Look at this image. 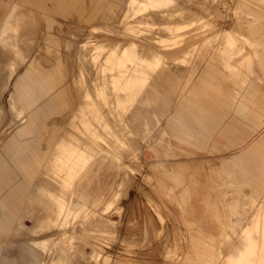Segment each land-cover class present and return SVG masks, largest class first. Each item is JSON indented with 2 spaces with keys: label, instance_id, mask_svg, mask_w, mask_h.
Segmentation results:
<instances>
[{
  "label": "crops",
  "instance_id": "0c3cea01",
  "mask_svg": "<svg viewBox=\"0 0 264 264\" xmlns=\"http://www.w3.org/2000/svg\"><path fill=\"white\" fill-rule=\"evenodd\" d=\"M104 3L105 0H0V40L6 37L15 10L20 8L23 18L19 27V45L23 51L25 46L26 50H31L28 49L29 53L25 51L30 59L37 53L38 57L34 58L39 62L37 67L31 71H22L16 78L13 97L17 100L14 102L13 97L9 96V99L8 93L3 92L6 90V64L3 60H7V63L12 56L11 53L0 51V72L2 70L5 74L0 73V114L3 115H0V188L17 189L22 193L10 194L8 200H3L4 195L0 194V236L13 234L25 237L26 242L19 246L27 250V256L34 258L36 264H47L45 258L49 257L50 248L42 245L38 236L26 232L20 225L27 205L37 204L33 191L40 175L48 163L54 161L62 167L64 173H68L76 152L87 154V140L79 134L76 139L66 135L72 121L76 123L78 133H84L86 123L91 124L93 118L89 135L95 136L98 133V139L102 135L99 125L101 115L98 114L96 119V111L88 109L86 112L84 107H79L86 91L96 100L101 80L97 70L104 65L102 59L93 61L81 52L77 56L67 54L68 43L71 42L60 41L52 31L53 26L58 22V16L67 18L75 15L91 23ZM36 16L39 19H35ZM29 19L32 22L35 20L34 24ZM21 26L26 28L22 31ZM30 28L34 31L31 34ZM126 29L130 31L129 27ZM84 35L79 47L87 41ZM22 36L25 40L23 42ZM105 38L102 39L109 42L118 40L117 37ZM62 46L66 54L62 52ZM231 50L233 48L224 45L219 55L227 67L238 70L244 62L235 64V52ZM39 56L44 65L37 60ZM68 59L77 60L79 64L77 76L71 85L67 83L64 71V62ZM165 63H161L151 73L144 91L137 97L126 117V123L135 135H140L139 131L142 130L145 132L148 125L147 139L139 152L143 172L135 187L134 181L137 178L130 176L129 180H133L128 182L123 191L126 198L120 204L121 213L118 220L114 221L116 225L113 228L114 235L119 231V248L105 256L101 254L97 264H221L223 257L231 252V245L225 244L228 243L230 229L247 204L260 202L256 194L260 195L264 183V109L261 96L240 87V83L220 67L209 66L203 68L192 81L186 82L185 86L181 85L177 90L175 88L168 100L160 102L161 91L173 89L176 83L175 77L165 71ZM123 64L128 70L127 63ZM72 87L77 93L75 103ZM109 93L112 94V91ZM158 103L156 126L150 128L148 118V124L143 127V105ZM10 110L17 114L13 116L14 119L11 118ZM68 111L70 115L66 127L61 130L56 124L57 120L63 112ZM63 137L66 140L65 146L53 159L57 144ZM16 138L26 144L31 154L32 165L29 169L39 173L32 178L22 176L12 161L11 140ZM101 153L103 151L47 200L59 202L63 212L70 217H79L87 210L97 212L103 209L115 193L120 175L113 161L97 158ZM124 164L130 165L131 162ZM248 196L250 201H247ZM15 203L22 204L17 214L7 207ZM72 204L76 211L70 207ZM38 207L44 209V205ZM94 222L88 221L85 229L89 231L95 225H92ZM67 235H72L73 241L85 240L80 233L76 235L67 232ZM88 235L93 241V236ZM236 236L232 243L236 242ZM67 249L70 252L69 244ZM78 251L79 255L80 252L83 254L79 257L86 261L90 259L89 264H96L93 259L94 252H99L97 249L87 253L79 247ZM154 252L159 259L150 262V255ZM18 262L1 264H24V261ZM84 263L80 260L77 264Z\"/></svg>",
  "mask_w": 264,
  "mask_h": 264
},
{
  "label": "rangeland",
  "instance_id": "374dc122",
  "mask_svg": "<svg viewBox=\"0 0 264 264\" xmlns=\"http://www.w3.org/2000/svg\"><path fill=\"white\" fill-rule=\"evenodd\" d=\"M36 18L39 19L38 16H36ZM84 19H78L75 15H71L67 18L58 16V22L54 23L52 31L55 32L59 40H67L68 42H71L66 51L67 54H74L77 56L78 52H81L84 56L91 58L93 61L101 59V57L103 58L102 63L104 65L98 68L100 71L97 70V73L101 76V82L99 81L98 84L100 91L96 94V100H93L89 95V92L86 91L82 98L81 105L79 106L81 108L84 107L86 112L88 109H91L94 112L96 111V119H98V114L101 115V122L99 125L101 127L102 135L100 136V139H98V133L95 136L89 135V126L93 124V118L91 124L88 125V123H86L84 134L82 132L78 133L79 130L76 123L73 121L71 122L68 129L69 131H66V135H68L69 138L74 137L75 139L80 135L87 140V154L83 155L76 152L75 160L71 163L72 166L68 173H64L62 167L60 168L56 161L48 163L37 181L39 186L36 185L34 188L35 190L37 189L36 187H38V193L40 194V197H36L33 194V197L37 200V204L30 203L25 209L23 215L24 220L22 222L24 223L27 220H31V224L25 229V231L34 236L33 231L35 226L46 216H51L56 209H59L60 214H66L65 212L63 213L62 206L59 202L47 199L53 192L63 187L65 183L86 168L87 163L84 157L93 159L98 155L97 151L102 150L103 153L97 158H104L113 161L117 167L118 176L120 175L119 182H123H121L120 185L118 182V188L116 189L117 193L115 191L113 194L114 196H112V198L105 204L102 210L97 211V213L96 211L87 210L85 213H81L79 217L77 215L71 220L70 226L66 228V230L65 228L63 229L64 232L69 231L70 233L72 232V234L80 233L81 235H84V242L82 240L80 242L77 240H70L72 242L70 243L69 241L70 256H68V258L65 254L63 255L60 247L50 248L49 258H45L47 264H52L53 262H58L59 264H77L80 260L82 262L84 261V264H89L88 262H90V259L86 261L82 257H79L82 254V252H80L79 255V247L80 249L84 248L87 253L90 252L91 249L93 251L99 247L100 249H98L104 252L102 253L104 256L107 255V253H113V250L115 251L116 248H119V231L117 229L118 233L117 235H114V227L112 226H114V220H118V215H120L121 212L120 204L125 197L123 190L127 187L128 182L133 180L131 178L129 180V177L134 175L135 179L137 178L134 181V187L139 183L143 172V165L140 162L139 152L143 142L147 139L146 137L148 134L147 125L145 132L142 130V132L139 131L140 135H135L128 124H125L126 117L129 110H131L136 103L137 97L144 91H140L139 85L143 84L146 86L151 73H153L161 63L164 61L166 62L165 71L175 77L176 83L174 84L173 89H163L161 91V95L159 96L160 102L164 99L168 100L169 96L174 94L173 90H175V88L177 90L181 85L182 87L185 86L186 82L192 81V79H194L203 68L216 66L223 69V71H226L227 75H230L233 80L238 81L240 87L255 91L256 95L261 96L264 109V0H166L165 2L161 0H105V3L99 8L98 13L92 19L91 23L90 21H82ZM109 25H113V30L111 29L112 26L110 27ZM89 26L94 27V30L86 32ZM127 26H129L128 30L130 31H127ZM71 33L73 34L72 36ZM253 33L254 35H252ZM83 35L89 42H83L82 46L79 47V42L80 40H83ZM111 36L117 37L118 40L109 42L108 40L102 39ZM126 37H130L129 42ZM131 40H134V42L131 43ZM224 45L233 48L231 51L235 52V64H239L240 61L244 62L240 68L238 67V70L227 67L222 57L219 55V50H221ZM118 48L121 49L118 50ZM129 49H133L138 56L141 55L139 57H141V60L148 68L149 76L146 75L143 81L139 79V73L134 71L135 66L126 56V51ZM62 50V52L66 54L65 49L62 48ZM35 56L38 57L37 53ZM37 60L43 64V60H41L40 57ZM124 62L127 63L126 66L128 67V70H126L123 64ZM77 66H79L78 61L74 59H68L64 62L65 78L70 85L72 80L77 76ZM117 69H122L125 73L116 72ZM71 89L73 91V103H75L77 93L73 87ZM110 90L112 91V94L109 93ZM158 106L159 103L157 105H143V111L141 114L142 117H145V124H143V127L148 124V118L150 121V128L154 125L156 126L157 114H155V112H157ZM143 112L145 113L144 115ZM69 115L70 111L63 112V115L57 120L56 124L61 130L66 127ZM86 120L89 121L88 118ZM141 123H143V120ZM65 141L66 140L63 137L61 142L57 144L53 159H55L56 155H58V153L64 148ZM11 142L12 161L15 167L19 170V173L25 178H32L35 175H38L39 173L29 169L32 165V158L26 144L17 138L11 140ZM89 151L93 153L92 156L89 154ZM115 154H117L116 156L118 157H116ZM122 158H124L123 161H121ZM124 162H131L135 167L124 164ZM137 169L139 172L135 171ZM122 171L124 174L121 173ZM137 173L141 174L139 175ZM122 183H125V185ZM261 190L262 192L259 196L256 194V199L260 202L258 204L256 202L257 205L253 203L247 204L246 209L243 210L234 227L230 229V236L227 238L228 243L225 242V244H228V246L231 245L233 251L231 250L229 255L227 254L225 258L223 257L221 264H225V261L228 260L232 254L234 255L233 252H235L236 249L235 245H238V242H233V244L237 243L233 245L232 239H234L237 234L236 241H238L239 231H241L243 225L249 220L248 217L252 215L255 208L258 210L259 218L264 219V183L262 184ZM0 194L4 195V197H2L3 200H8L11 198L10 194L19 195L22 193L17 189L0 188ZM247 201H250L249 196L247 197ZM38 205H44V209H40ZM129 205L130 203L128 204V207ZM251 206H253L252 209L250 208ZM7 207L14 214H17L22 207V204L15 203L14 205H9ZM70 207L73 211H76L74 210L75 208L73 204L70 205ZM109 219L111 221H109ZM93 220L96 222L92 223V225L95 224L96 226L93 225L94 229L91 227L89 231H87L85 225L88 224V221ZM98 230L101 231V234ZM52 233H54L55 236L52 234L54 242L51 243V246L58 242L63 236L62 230H59L58 232L53 231ZM59 234L62 235L60 236ZM88 234L93 236L92 239L94 238L98 242H94V239L93 241L89 239L90 236ZM261 235H263L261 237L264 238V234ZM100 238L102 239L100 240ZM24 242H26V238L23 236L20 237L13 234H9L6 237L0 236V264L3 262L13 263L17 260L19 262L24 261V264H36L34 258L27 256V250L20 248L19 245ZM92 244H94V247ZM58 245H61L60 241L58 242ZM259 245L260 244L257 242L256 248L247 257V259L250 258L247 261L248 264H264V249ZM95 247L96 249H94ZM232 247H234V249ZM228 250H230V248ZM117 251L120 252V249H117ZM99 252H94V254L98 255L100 254ZM12 259L15 260L13 261ZM94 259L93 261L96 263V260ZM157 259L159 258L155 252L153 255H150V262H157Z\"/></svg>",
  "mask_w": 264,
  "mask_h": 264
},
{
  "label": "bare ground",
  "instance_id": "6f19581e",
  "mask_svg": "<svg viewBox=\"0 0 264 264\" xmlns=\"http://www.w3.org/2000/svg\"><path fill=\"white\" fill-rule=\"evenodd\" d=\"M146 1V0H145ZM158 1V0H157ZM161 1H166V0H161ZM131 2V1H130ZM248 2V1H247ZM184 4V3H183ZM248 4V3H247ZM130 5V4H129ZM257 5V4H256ZM156 6V5H155ZM166 6V5H165ZM31 7V6H30ZM164 7V6H163ZM210 7V6H209ZM208 7V8H209ZM32 8V7H31ZM159 8V7H158ZM188 8V7H187ZM201 8V7H200ZM246 8V7H245ZM32 9H34V8H32ZM196 9V8H195ZM24 10V9H23ZM192 10V9H191ZM194 10V9H193ZM29 12V11H28ZM38 12H39V10H38ZM150 12H151V10H150ZM157 14H158V12H157ZM257 14V13H256ZM26 15H27V13H26ZM25 15V16H26ZM31 15V14H30ZM33 15H34V13H33ZM35 15H36V13H35ZM34 15V16H35ZM245 15V14H244ZM249 15V14H248ZM29 16V15H28ZM48 16V15H47ZM255 16V15H254ZM27 17V16H26ZM154 17V16H153ZM22 18H23V11L20 9V8H16V10H15V13H14V15H13V17H12V19H11V23H10V27H9V29H8V32H7V34H6V37L4 38V39H2V40H0V50L2 51V52H4V53H11L10 55L12 56H10L12 59H10V58H8L10 61L9 62H7L6 63V61L7 60H3V62H5V64H6V66L3 64V67L4 68H6V86H5V91H3V92H7L8 94V98H9V96L12 98L13 96H14V91H16V89H15V80H16V78L18 77V75L23 71H31L32 69H34L35 67H37L38 66V64H39V62H37L36 60H35V58H34V56H31L32 57V59H30V58H28V56H26L27 55V53L25 52V51H27L28 52V49L26 50V46H25V51H23L24 49H21V48H23V47H21L19 44H20V39H19V41H18V38H20V37H18V35L20 34L19 32L21 31H19V27H20V25H21V20H22ZM158 18V17H157ZM27 19V18H26ZM32 19V18H31ZM35 19H37V18H35ZM46 19V21H47V18H45ZM30 20V19H29ZM33 20V19H32ZM31 21V20H30ZM40 21V20H39ZM41 21H42V19H41ZM40 21V22H41ZM258 21V20H257ZM32 22V21H31ZM34 22H35V20L32 22L33 24H34ZM28 23V22H27ZM43 23H44V20H43ZM42 23V24H43ZM262 23V22H261ZM23 24V23H22ZM24 24H26V23H24ZM107 24V23H106ZM27 25V24H26ZM239 25V24H238ZM261 25V24H260ZM29 26V25H28ZM35 26V25H34ZM37 26V25H36ZM108 26V25H107ZM110 26V25H109ZM112 26V27H111ZM110 27H111V29L113 28V25H111ZM21 27H23V26H21ZM115 27V26H114ZM127 27H129V26H127ZM241 27V26H240ZM24 28H26V27H23V28H21L22 29V31L24 30ZM98 28V27H97ZM102 28V27H101ZM252 28V27H251ZM31 29V28H30ZM38 29V28H37ZM44 29V28H43ZM96 29V28H95ZM110 29V28H109ZM134 29V28H133ZM248 29V28H247ZM253 29V28H252ZM28 30V29H27ZM26 30V31H27ZM32 30L33 29H31V31L29 32L30 34H31V32H32ZM93 31L94 30V27H91L88 31ZM113 30V29H112ZM241 30V29H240ZM41 31H43V30H41ZM134 31V30H133ZM25 32V31H24ZM28 32V31H27ZM34 32V31H33ZM32 32V33H33ZM40 32V31H39ZM45 32V31H44ZM250 32V31H249ZM41 33V32H40ZM122 33V32H121ZM239 33H240V31H239ZM22 34V33H21ZM23 35V34H22ZM26 35H27V33H26ZM43 35V34H42ZM252 35H254V33L252 34ZM21 36V35H20ZM24 36H25V34H24ZM36 36V35H35ZM34 36V37H35ZM39 36V35H38ZM37 36V37H38ZM97 36V35H96ZM259 36V35H258ZM257 36V37H258ZM29 37H30V35H29ZM112 37V36H111ZM256 37V38H257ZM31 38V37H30ZM33 38V37H32ZM31 38V39H32ZM39 38V37H38ZM37 38V39H38ZM43 38V37H42ZM127 38V37H126ZM188 38V37H187ZM246 38V37H245ZM24 38H23V36H22V42L23 41H25L26 40V36H25V40H23ZM35 39V38H34ZM44 40V39H43ZM126 40V39H125ZM200 40V39H199ZM198 40V41H199ZM30 41H33V40H30ZM30 41H28L27 40V42H30ZM42 41V40H41ZM46 41H48V40H46ZM61 41V40H60ZM67 41V40H66ZM81 41V40H80ZM150 41V40H149ZM196 41V40H195ZM262 41V40H261ZM26 42V43H27ZM43 42V41H42ZM75 42V41H74ZM129 42V41H128ZM64 43H66V42H64ZM32 44V43H31ZM42 44V43H41ZM68 44H70V43H68ZM67 44V45H68ZM104 44V43H103ZM141 44V43H140ZM22 45V44H21ZM38 45V44H37ZM66 45V44H65ZM130 45V44H129ZM138 45V44H137ZM140 46V45H139ZM183 46V45H182ZM29 47V46H28ZM41 46H39V48H40ZM42 47H43V45H42ZM72 47V46H71ZM146 47V46H145ZM39 48L37 49L38 50V52H39ZM63 48V47H62ZM79 48V47H78ZM73 49V48H72ZM76 49V48H75ZM119 49H121V48H118V50ZM30 50V49H29ZM173 50V49H172ZM180 50V49H179ZM31 51V50H30ZM25 52V53H24ZM83 52V51H82ZM120 52V51H119ZM118 52V53H119ZM186 52V51H185ZM4 53H3V56H4ZM29 53V52H28ZM43 53V52H42ZM138 53V52H137ZM156 53V52H155ZM26 54V55H25ZM139 54V53H138ZM173 54V53H172ZM29 55V54H28ZM88 55V54H87ZM106 55V54H105ZM160 55V54H159ZM184 55V54H183ZM243 55V54H242ZM241 55V56H242ZM1 57H2V55H0ZM126 56L128 57V59L133 63V65L135 66L134 67V71H137L139 74H138V77H139V79L140 80H144V78H145V76L147 75V76H149L148 74H149V72H148V68L145 66V64H144V62L141 60V57H139V56H141V55H137L136 53H135V51L133 50V49H129V50H127L126 51ZM156 56V55H155ZM154 56V57H155ZM246 56V55H245ZM4 57H6V55L4 56ZM36 57V56H35ZM40 57V56H39ZM42 57V56H41ZM75 57V56H74ZM79 57H81V56H79ZM157 57V56H156ZM159 57V56H158ZM164 57V56H163ZM37 58V57H36ZM61 58V57H60ZM150 58V57H149ZM153 58V57H152ZM166 58V57H165ZM3 59H5V58H3ZM7 59V58H6ZM101 59H103L102 57H101ZM142 59H143V57H142ZM239 59V58H238ZM237 59V60H238ZM147 60V59H146ZM149 60V59H148ZM159 60V59H158ZM167 60V59H166ZM177 60V59H176ZM90 61V60H89ZM76 62V61H75ZM155 62V61H154ZM153 62V63H154ZM236 63V62H235ZM232 64V63H231ZM42 65V64H41ZM44 65V64H43ZM42 65V66H43ZM86 67V66H85ZM4 68H3V71H4ZM78 68V67H77ZM132 68V67H131ZM76 70V69H75ZM89 70V69H88ZM109 70V69H108ZM100 71V70H99ZM133 71V70H132ZM254 71V70H253ZM1 72H2V70H1ZM0 72V73H1ZM5 72V71H4ZM116 72H119V73H125L124 72V70H122V69H117L116 70ZM3 73V72H2ZM25 73H27V72H25ZM100 73V72H99ZM106 73V72H105ZM4 74V73H3ZM2 74V75H3ZM1 75V76H2ZM5 75V74H4ZM3 75V76H4ZM93 77V76H92ZM91 77V78H92ZM1 79V78H0ZM90 79V78H89ZM108 79V78H107ZM138 79V78H137ZM4 80V79H3ZM3 80H1V81H3ZM18 81V80H17ZM101 82V81H100ZM106 82V81H105ZM104 82V83H105ZM111 82V81H110ZM1 83V82H0ZM4 83V82H3ZM90 84V83H89ZM108 85V84H107ZM111 85V84H110ZM106 86V85H105ZM102 87V86H101ZM108 88V87H107ZM106 88V89H107ZM130 88V87H129ZM144 88H145V86L143 85V84H140L139 85V89H140V91H143L144 90ZM21 89V88H20ZM3 90H4V88H3ZM16 93V92H15ZM106 93V92H105ZM3 94V93H2ZM4 95H6V94H4ZM3 95V96H4ZM108 95V94H107ZM11 98H9V99H11ZM0 99H2V96H1V98ZM16 98L15 97H13V99H12V101H14ZM17 100V99H16ZM94 100V99H93ZM11 101V100H10ZM108 101V100H107ZM0 102H1V100H0ZM15 102V101H14ZM3 103V102H2ZM95 103H96V101H95ZM5 104V103H4ZM14 104V103H13ZM18 104V103H17ZM16 103H15V105H17ZM111 104V103H110ZM117 104H118V102H117ZM2 106V105H1ZM0 106V107H1ZM18 106V105H17ZM17 106H16V108H17ZM20 106V105H19ZM6 107H8V106H6ZM2 108V107H1ZM15 108V107H14ZM33 108V107H32ZM113 109V108H112ZM9 110V109H8ZM109 110V109H108ZM127 110V109H126ZM129 110V109H128ZM16 111H18V110H16ZM110 111V110H109ZM114 111V110H113ZM130 111V110H129ZM10 112H11V110H10ZM112 112V111H111ZM12 113V112H11ZM18 113V112H17ZM108 113V112H107ZM1 115V114H0ZM14 115H16L17 116V114H13L12 113V117L11 118H13L14 119ZM112 115V114H111ZM1 116H3V115H1ZM4 117H5V114H4ZM0 118H2V117H0ZM8 118V117H7ZM10 118V117H9ZM16 118H18V117H16ZM108 119V118H107ZM116 119V118H115ZM124 119V118H123ZM1 120L2 119H0V122H1ZM4 120V119H3ZM17 119H15V121H16ZM11 121V120H10ZM12 121H14V120H12ZM18 121V120H17ZM55 121H56V119H55ZM116 121V120H115ZM3 122V121H2ZM109 123H111L110 121H108ZM107 122V123H108ZM13 123V122H12ZM2 124V123H1ZM22 124V123H21ZM125 124H126V122H125ZM120 125V124H119ZM122 126V125H121ZM2 127V126H1ZM4 127V126H3ZM75 127V126H74ZM4 129V128H3ZM2 129V130H3ZM75 129V128H74ZM1 130V131H2ZM69 131V130H68ZM117 131V130H116ZM68 133V132H67ZM1 134V133H0ZM76 134V133H75ZM84 134V133H83ZM104 134V133H103ZM124 134V133H123ZM73 137V136H72ZM74 138V137H73ZM134 138V137H133ZM63 139V138H62ZM104 139V138H103ZM119 140V139H118ZM115 142V141H114ZM87 143H88V141H87ZM106 143V142H105ZM136 143V142H135ZM63 144V143H62ZM129 144V143H128ZM113 145V144H112ZM94 146V145H93ZM115 147V146H114ZM90 148V147H89ZM100 149V148H99ZM118 149V148H117ZM93 150V149H92ZM88 151V150H87ZM102 150H98L97 151V153L99 154L100 152H101ZM108 151V150H107ZM90 152V151H89ZM112 152V151H111ZM114 152V151H113ZM116 153V152H115ZM117 154H115V156H116ZM120 155V154H119ZM122 155V154H121ZM92 156V155H91ZM116 157H118V156H116ZM128 157V156H127ZM85 158V161H86V167L91 163V161L93 160V159H91V158H88V157H84ZM123 159L124 158H122L121 159V161H123ZM129 159V158H128ZM139 161V160H138ZM82 163V162H81ZM57 165V164H56ZM131 165V164H130ZM134 166V165H133ZM126 169V168H125ZM131 169H132V167H131ZM134 169V168H133ZM134 171V170H133ZM135 171H138V169L137 170H135ZM129 172V171H128ZM139 172V171H138ZM121 173H123V171L121 172ZM126 173V172H125ZM124 174V173H123ZM137 174H139V173H137ZM141 174V173H140ZM139 174V175H140ZM132 175V174H131ZM126 176H127V174H126ZM133 177H135L134 175H132ZM123 177L125 178V176L123 175ZM120 178V177H119ZM121 179H122V177H121ZM147 179V178H146ZM120 181V180H119ZM118 181V182H119ZM125 181V180H124ZM121 182H123V181H121ZM121 182H119V185H120V183ZM127 183V182H126ZM122 184H124L125 185V183H122ZM37 186H39V184L37 183L36 184ZM52 185V184H51ZM118 185V186H119ZM47 186V185H46ZM37 189H35L34 191H33V194H34V196H36V197H40V194L38 193V187H36ZM45 188V187H44ZM118 188V187H117ZM116 188V189H117ZM126 188V187H125ZM125 188H124V190L123 191H125ZM118 190H120V189H118ZM128 190V189H127ZM119 192V191H118ZM116 193H117V190H116ZM120 193V192H119ZM129 193V192H128ZM138 193V192H137ZM44 194V193H43ZM249 194V193H248ZM114 196V195H113ZM264 196V195H263ZM121 197H122V195H121ZM112 198V197H111ZM123 198V197H122ZM126 198V197H125ZM147 199V198H146ZM121 202V201H120ZM59 204V203H58ZM257 205V204H256ZM55 206V205H54ZM116 207V206H115ZM262 207V206H261ZM31 208V207H30ZM61 208V207H60ZM114 209V208H113ZM102 210V209H101ZM108 212V211H107ZM120 212V211H119ZM246 212V211H245ZM62 213V212H61ZM64 213V212H63ZM97 213V212H96ZM121 213V212H120ZM164 213V212H163ZM248 213V212H247ZM118 215V214H117ZM8 216V215H7ZM248 216V215H247ZM264 216V215H263ZM75 217V216H74ZM74 217H68V215H66V214H60V212H59V209H56V211L51 215V216H46L45 218H43V220L39 223V224H37L36 226H35V228H34V231H33V234H34V236H39V238L41 239V243H42V245H44L45 247H49V248H56V247H60V250H61V252H63V255L65 254L66 256H67V258H68V256H70L69 255V251L67 250V248H68V244H69V240H72V238H73V236L72 235H67V232H69V231H65L64 232V228H65V230H66V228H68L69 226H70V224H71V220H73V218ZM118 217H119V215H118ZM261 217V216H260ZM167 218V217H166ZM249 219V220H248ZM248 221L245 223V225H243V228L241 229V231H239L240 233H239V239H237L238 241H236V242H238V245H235L236 247V249H235V252H233L234 253V255L232 256L231 255V253H230V255H231V257L230 258H228V260H226L225 261V264H248L247 263V261H248V259H250V258H248L247 259V257L251 254V252H253L254 251V249L256 248V245H257V242L260 244L259 246L261 247V248H263L264 249V238H262L261 236H263V235H261V234H264V219H261V218H259V213H258V210L255 208V211L252 213V215L250 216V217H248ZM117 220V219H116ZM94 221V220H93ZM108 221V220H107ZM109 221H111L110 219H109ZM115 221V220H114ZM246 221V220H245ZM76 223V222H75ZM82 223H83V221H82ZM31 224V220H27V221H25L24 223L22 222L21 223V228L23 229V230H25L29 225ZM85 224V223H84ZM89 224V223H88ZM112 224V223H111ZM110 224V225H111ZM115 224V223H114ZM113 224V225H114ZM116 225V224H115ZM8 226V225H7ZM96 226V225H95ZM99 226V225H98ZM112 226V225H111ZM112 227H114V226H112ZM92 228H93V226H92ZM94 229V228H93ZM104 229V228H103ZM111 229V228H110ZM115 229V228H114ZM59 230H62L63 231V236L61 237V239L60 238H58V239H60V240H58V242L60 241L61 242V245H58V242H56L55 244H53L52 246H51V243H53L54 242V239L52 238L53 237V235L52 234H54V233H52L53 231H56V232H58ZM106 230V229H105ZM99 231V230H98ZM104 231V230H103ZM100 232V234H101V231H99ZM105 232V231H104ZM107 232H109V231H107ZM70 233V232H69ZM92 233V232H91ZM98 233V232H97ZM97 233H95V234H97ZM62 234H59L60 236L62 235ZM70 234H72V232L70 233ZM260 234V235H259ZM67 235V236H66ZM77 235V234H76ZM92 235H94V234H92ZM106 235V234H105ZM108 235V234H107ZM54 236H55V234H54ZM59 236V237H60ZM99 236V235H98ZM102 236V235H101ZM234 236H235V234H234ZM57 237V236H56ZM104 237V236H103ZM108 237V236H107ZM237 237V236H236ZM106 238V237H105ZM94 239V238H93ZM102 238H100V240H101ZM110 239V238H109ZM236 239V238H235ZM233 240V239H232ZM55 241H56V239H55ZM103 241V240H102ZM104 241H105V239H104ZM107 241V240H106ZM30 242V241H29ZM72 241H70V243H71ZM109 242V241H108ZM103 243V242H102ZM128 243V242H127ZM108 244V243H107ZM233 244V243H232ZM234 244H237V243H234ZM233 244V245H234ZM102 245V244H101ZM101 245H99V246H101ZM232 245V246H233ZM83 246V245H82ZM103 246V245H102ZM223 246V245H222ZM96 248V247H95ZM99 248V247H98ZM97 248V249H98ZM233 249H234V247H232ZM258 248V247H257ZM100 249V248H99ZM98 249V250H99ZM104 249H106V248H104ZM228 249V248H227ZM262 249V250H263ZM97 250V251H98ZM223 250V249H222ZM232 250V249H231ZM261 250V251H262ZM99 251H101V250H99ZM258 251V250H257ZM69 252V253H68ZM230 252V251H229ZM228 252V253H229ZM100 254H98V255H95L96 257L95 258H97V259H94V260H96V264L99 262V260H100V257H101V254L102 253H104V252H99ZM55 254V253H54ZM90 254V253H89ZM229 255V254H228ZM65 256V257H66ZM55 257V256H54ZM103 257V256H102ZM257 257V256H256ZM49 258V257H48ZM254 259H257V258H254ZM68 260V259H67ZM171 261V260H170ZM50 262V261H49ZM68 262V261H67ZM175 262V261H174ZM65 263V262H64ZM94 263V262H93ZM101 263V262H100ZM224 263V262H223ZM52 264H59L58 262H53ZM67 264V263H66Z\"/></svg>",
  "mask_w": 264,
  "mask_h": 264
}]
</instances>
